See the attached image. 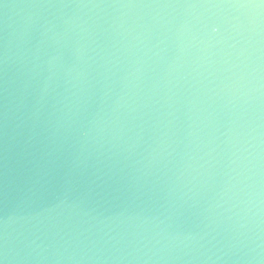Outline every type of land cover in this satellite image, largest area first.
Segmentation results:
<instances>
[{
  "label": "water",
  "instance_id": "obj_1",
  "mask_svg": "<svg viewBox=\"0 0 264 264\" xmlns=\"http://www.w3.org/2000/svg\"><path fill=\"white\" fill-rule=\"evenodd\" d=\"M0 264H264V0H0Z\"/></svg>",
  "mask_w": 264,
  "mask_h": 264
}]
</instances>
